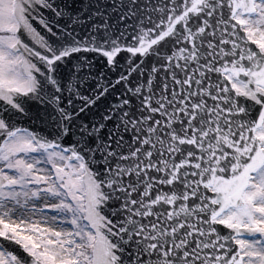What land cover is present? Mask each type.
I'll use <instances>...</instances> for the list:
<instances>
[{"label": "snow or ice", "instance_id": "snow-or-ice-1", "mask_svg": "<svg viewBox=\"0 0 264 264\" xmlns=\"http://www.w3.org/2000/svg\"><path fill=\"white\" fill-rule=\"evenodd\" d=\"M0 264H264V0H0Z\"/></svg>", "mask_w": 264, "mask_h": 264}]
</instances>
